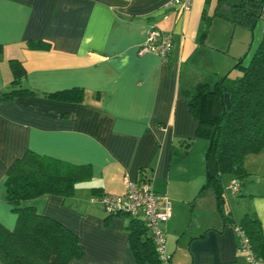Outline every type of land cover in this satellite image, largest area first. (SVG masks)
<instances>
[{
	"label": "crops",
	"instance_id": "1",
	"mask_svg": "<svg viewBox=\"0 0 264 264\" xmlns=\"http://www.w3.org/2000/svg\"><path fill=\"white\" fill-rule=\"evenodd\" d=\"M170 1L0 0L2 226L16 224L6 202V170L31 151L91 168V179L76 184L71 197L43 195L22 203L78 236L83 256L74 264H137L128 218L108 216L90 199L122 195L126 180L144 178L171 206L164 225L170 264H248L213 194L198 197L205 176L192 147L202 144L194 141L186 92L209 76L230 75L250 56L251 33L262 21L252 31L233 24L231 5L239 0H191L188 11L167 8ZM151 29L171 35L165 59L139 53ZM28 43L41 46L30 49ZM11 59L25 72L20 88L33 94L1 99L13 79ZM74 90L78 101L50 97ZM255 157L245 169L254 163L259 180H243L235 194L243 196L244 216L255 213L264 235V152Z\"/></svg>",
	"mask_w": 264,
	"mask_h": 264
},
{
	"label": "trees",
	"instance_id": "2",
	"mask_svg": "<svg viewBox=\"0 0 264 264\" xmlns=\"http://www.w3.org/2000/svg\"><path fill=\"white\" fill-rule=\"evenodd\" d=\"M263 3L264 0H239L231 5L230 21L252 31L261 17ZM40 46L28 43L30 49ZM2 49L0 46V56ZM9 67L13 79L1 99L33 94L19 86L25 73L21 62L11 59ZM235 69L240 70L239 77L209 76L186 92V105L196 121L195 136L209 141L205 181L198 197L211 192L224 221L243 230L253 252L264 259V235L255 213L246 214L238 222L230 212L224 214L226 191L221 181L223 175L229 174L241 183V178L248 175L245 159L264 152V29L249 62L243 65L240 60ZM76 91L80 93L79 90L62 91L50 97L78 101L82 97L75 96ZM91 177L88 165H72L31 151L14 160L6 170L4 186L6 202L16 215V224L11 230L0 224V264H74V260L82 258L83 248L74 232L22 203L43 195L71 197L75 185ZM125 217L135 262L163 264L144 220Z\"/></svg>",
	"mask_w": 264,
	"mask_h": 264
},
{
	"label": "built area",
	"instance_id": "3",
	"mask_svg": "<svg viewBox=\"0 0 264 264\" xmlns=\"http://www.w3.org/2000/svg\"><path fill=\"white\" fill-rule=\"evenodd\" d=\"M167 8H178L188 11L191 8V0H171ZM264 29V3L261 8L260 17ZM171 35L151 29L147 35L146 42L141 46L139 53L152 52L165 59L171 50ZM237 180H232L229 190L238 192ZM90 202L97 203L108 216L125 215L131 218H142L151 234L156 253L163 264H170V257L166 251V234L164 225L171 218V206L166 199L155 193L144 178L139 181H127L125 193L122 195L101 194L93 196ZM234 231L239 240V250L243 253L248 264H264V259L259 258L253 252L250 242L243 230L238 226Z\"/></svg>",
	"mask_w": 264,
	"mask_h": 264
},
{
	"label": "rangeland",
	"instance_id": "4",
	"mask_svg": "<svg viewBox=\"0 0 264 264\" xmlns=\"http://www.w3.org/2000/svg\"><path fill=\"white\" fill-rule=\"evenodd\" d=\"M261 26V28H260ZM262 23L258 22V29H257V33H255V36L253 37V32L252 34V47L253 50H251V52L249 53L250 56H248L243 62L245 63V65L249 62L250 58L252 57L254 51L256 50L260 39H261V34H262ZM12 73V72H11ZM226 75V74H225ZM241 75L240 70L239 69H235L234 71H232V73L229 75L231 79H234L236 77H239ZM197 140V141H196ZM194 141H196V144H202L200 145V149H196V145H194L193 148V155H195L196 160L198 161L199 165H200V173L203 175V180H204V176L206 175V168H205V155H206V151L208 149L209 146V141L205 138H197ZM200 142V143H199ZM193 145V144H192ZM191 145V146H192ZM256 154L254 155H249V157H247L245 159V161L248 158L249 161L252 160V158H256L255 157ZM254 156V157H252ZM254 162V161H253ZM252 162V163H253ZM253 165V166H252ZM251 165L252 168H250V171H247L248 175L244 176L243 178H241V180H246L248 179L246 182H250L251 180L256 184V181L259 180V175H257V167L255 166V164L253 163ZM245 166V163H244ZM234 180V177L229 175V174H225L222 177V185L226 191L225 194V204L222 207V211L224 214H226L227 212H230L232 214V216L234 215L235 218L239 221L244 214L246 213V205L242 199V195H237L235 193H233L232 191L229 190V185L231 183V181ZM239 183V182H238ZM245 183V182H244ZM241 184V183H240ZM239 184V185H240ZM250 184V183H249ZM84 186V185H82Z\"/></svg>",
	"mask_w": 264,
	"mask_h": 264
}]
</instances>
